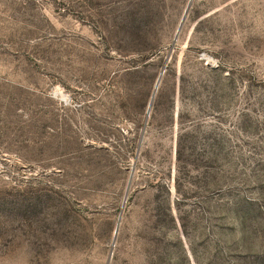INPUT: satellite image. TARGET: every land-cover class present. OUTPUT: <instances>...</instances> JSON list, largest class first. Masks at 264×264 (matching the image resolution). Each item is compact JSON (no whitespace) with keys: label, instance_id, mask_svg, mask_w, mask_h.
<instances>
[{"label":"rangeland","instance_id":"1","mask_svg":"<svg viewBox=\"0 0 264 264\" xmlns=\"http://www.w3.org/2000/svg\"><path fill=\"white\" fill-rule=\"evenodd\" d=\"M189 3L0 0V264H264V0Z\"/></svg>","mask_w":264,"mask_h":264},{"label":"water","instance_id":"2","mask_svg":"<svg viewBox=\"0 0 264 264\" xmlns=\"http://www.w3.org/2000/svg\"><path fill=\"white\" fill-rule=\"evenodd\" d=\"M191 2H192V0H190L189 6L187 7V9H186V11H185V14H184L183 19H182L181 24H180V27H179V29H178V31H177V35L179 34L180 29H181V27H182V25H183V22H184V20H185V17H186V15H187V12H188V10H189V7H190ZM157 85H158V84H157ZM150 107H151V104H150V106H149V109H150ZM117 231H118V226H117V228H116V230H115V237H114V238H116Z\"/></svg>","mask_w":264,"mask_h":264}]
</instances>
